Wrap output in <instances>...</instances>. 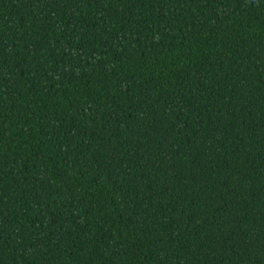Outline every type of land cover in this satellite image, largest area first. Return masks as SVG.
I'll list each match as a JSON object with an SVG mask.
<instances>
[{
	"label": "trees",
	"instance_id": "16d2710c",
	"mask_svg": "<svg viewBox=\"0 0 264 264\" xmlns=\"http://www.w3.org/2000/svg\"><path fill=\"white\" fill-rule=\"evenodd\" d=\"M0 264H264V0H0Z\"/></svg>",
	"mask_w": 264,
	"mask_h": 264
}]
</instances>
